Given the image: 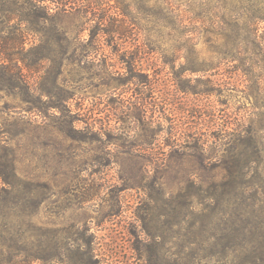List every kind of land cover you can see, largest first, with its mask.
Listing matches in <instances>:
<instances>
[{
    "label": "rangeland",
    "instance_id": "1",
    "mask_svg": "<svg viewBox=\"0 0 264 264\" xmlns=\"http://www.w3.org/2000/svg\"><path fill=\"white\" fill-rule=\"evenodd\" d=\"M120 1L28 70L0 0V264H264V0Z\"/></svg>",
    "mask_w": 264,
    "mask_h": 264
},
{
    "label": "trees",
    "instance_id": "2",
    "mask_svg": "<svg viewBox=\"0 0 264 264\" xmlns=\"http://www.w3.org/2000/svg\"><path fill=\"white\" fill-rule=\"evenodd\" d=\"M104 1L108 0H22V6L18 7V10L7 11V21L15 19L25 27L26 33L23 31L20 37L21 45H24L27 36L33 35L32 39L35 45L31 46L27 51H24L22 47L20 51L21 56L19 60L23 63L24 68L33 70L42 59L51 61L57 57L65 56L64 46L67 44L69 37L67 35L68 32L61 25V20L80 11L82 7H89L93 3L95 6H99L101 3L105 4ZM117 1L118 3L121 2L120 0ZM232 1L240 2L241 0ZM81 17L83 20L79 24L78 32L91 31L98 28L103 37L107 34L113 35L115 33L117 35H124L123 32L125 31L121 25H116L115 28H111L110 30L105 29L106 23L110 19L106 14L99 15L85 12ZM252 33L255 39L257 29H254ZM32 51H36L34 59L31 63H25L24 61H27L26 57ZM18 80L19 82L22 81L20 76H18ZM19 85L23 86L24 84L20 83ZM254 205H256V201L252 206L254 207ZM260 238V236L252 238L250 250L244 249L243 251H247V253L253 255L255 258L259 257L262 261L264 260V238Z\"/></svg>",
    "mask_w": 264,
    "mask_h": 264
}]
</instances>
